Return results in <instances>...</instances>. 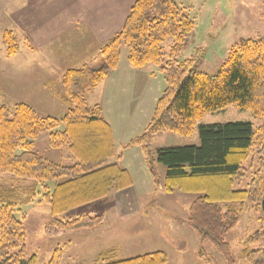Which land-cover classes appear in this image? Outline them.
<instances>
[{"label":"trees","instance_id":"obj_1","mask_svg":"<svg viewBox=\"0 0 264 264\" xmlns=\"http://www.w3.org/2000/svg\"><path fill=\"white\" fill-rule=\"evenodd\" d=\"M194 30L195 23L174 0H135L121 31L101 46L100 66L85 65L64 72L63 101L68 110L61 120L40 117L25 104L0 107V174L34 181L18 191L0 186V264H37L36 256L26 254L24 215L18 218L16 214L38 195L51 216L45 233L53 235L102 226L103 218L97 215L81 214L64 221L58 218L131 187L129 173L117 163H108L115 158V145L101 108L87 104V96L117 70L123 46L128 49L126 60L132 68L156 66L165 81L142 134L123 150H141L146 170L156 184L160 183L156 164L164 166L165 193L197 196L189 206L187 225L201 243L211 244L226 264H234V260L224 234L238 225L248 209L261 210L259 231L244 238L241 255L247 264H264V157L248 189H233L245 177L243 166L264 146V41H240L218 73L209 76L197 70L201 52L179 60ZM168 40L171 44L165 60L163 44ZM1 43L7 58L16 55L17 40L11 32L3 33ZM228 106L251 112L261 126L254 130L249 123L200 125L198 147L163 148L152 156L149 147L157 134L190 137L205 115ZM43 133H48L51 149H64L72 156V165L55 164L33 152L35 139ZM48 182H55L52 188ZM254 244L256 249H252ZM61 252L56 249L47 264H61ZM115 258L114 250H107L97 255L95 264L168 262L164 252L127 260Z\"/></svg>","mask_w":264,"mask_h":264},{"label":"rangeland","instance_id":"obj_2","mask_svg":"<svg viewBox=\"0 0 264 264\" xmlns=\"http://www.w3.org/2000/svg\"><path fill=\"white\" fill-rule=\"evenodd\" d=\"M191 1L193 10H190L192 12L189 16L195 23V30L187 37V47L181 53L179 60L193 58L201 52L202 56L199 57L197 63L199 72L209 76L216 75L233 46L242 40L264 41V0ZM185 10L189 12V8ZM1 37L0 107L6 106L12 109L16 104H25L40 117L61 120L68 110V106L63 101V88L58 85L44 88L41 80L45 78V75L38 73L36 69L38 59L25 58L22 55L24 52H22L23 43L21 42H17L18 49H20L18 57L8 61L6 56H3L6 54V50L1 43ZM170 44L171 40L163 44L165 60H167L166 54ZM127 54L128 49L123 46L121 61L124 59V63H127ZM30 60H33V63H30ZM41 69L44 70V67ZM152 73L155 75L154 78L151 77ZM141 74L147 78L151 77V79L145 87L142 86L141 80L133 83L135 86L134 96H131L133 101L130 104V107H133L132 115H127L126 120L123 118V114L130 111V107H128L125 112V104L111 108L121 111L119 116L118 112L111 116L113 119L110 122L111 127L116 135L119 134L116 136V140L130 141L142 134L146 126V124L144 127L142 125L146 112L153 111L155 99H158L165 89L164 77L158 71V67L149 65ZM128 82L132 84L121 75L117 95L112 91L116 95V102L124 101L122 97L118 96V93H125L123 85ZM149 87L152 89L149 96L143 98L142 94ZM127 96L130 98V95ZM101 97L105 99V91ZM88 102L89 105L94 104V97L90 98ZM136 102L142 103L135 106ZM228 123H249L254 130L261 126V121L255 119L251 112L240 111L235 106H228L220 112L205 115L201 121L196 123L194 133L190 137L162 132L153 138L149 148L154 157L158 149L183 146L198 147L200 145L198 135L200 125ZM119 145V141H117L116 152L121 154L120 151L124 150L120 149ZM33 152L40 158L55 164L70 166L74 163L72 156L66 150H53L49 147L48 133H43L35 139ZM130 152L125 155L133 156V153ZM261 157H264V146L257 148L256 153L243 166L245 177L235 183L234 190L248 189V184L259 167ZM108 163H116V159H109ZM138 165L137 157H131L128 168L131 169V174L134 177H138L140 173L141 169ZM156 174L160 183L156 184L155 188L145 189L139 185L142 181L137 179L133 188L113 193L112 196L120 205H118L117 215L110 212L105 227L100 226L94 229L74 232L58 231L53 235L46 234L45 227L51 222V216L48 206L40 202L41 195H38L33 203L20 207V212L16 214L18 218H21V214L24 215L27 256H36L37 264H47L53 252L59 248L62 251L61 264H95L97 255L107 250H114L116 260H127L152 252H164L168 259L167 264H226L215 248L207 242L201 243L196 233L187 225L189 206L197 196L178 192L165 193L162 188L165 175L164 166L156 164ZM54 183L46 184L52 188ZM33 184L34 181L29 179H15L10 174H0V186L7 189L18 191ZM38 190L40 191V188ZM112 199L113 197H110L107 200L103 199L79 207L58 219L73 220L81 214L107 215L113 204ZM261 217H263L261 210L248 209L242 215L238 225L224 234L223 239L230 246L234 264H247L241 255L242 241L245 237L259 231L258 220ZM182 242L186 244V248L179 250ZM257 247L258 245L254 244L252 249Z\"/></svg>","mask_w":264,"mask_h":264},{"label":"crops","instance_id":"obj_3","mask_svg":"<svg viewBox=\"0 0 264 264\" xmlns=\"http://www.w3.org/2000/svg\"><path fill=\"white\" fill-rule=\"evenodd\" d=\"M134 1L135 0H0V36H2L4 32H11L17 39V42L23 43L21 46L23 51H21L24 52V54L22 55L28 59H38L36 69L38 73L40 72L45 75V78L41 80L45 89L55 85L63 88L62 77L66 70L80 68L85 65L91 68L100 66L99 50L101 46L121 31ZM174 1L184 9L189 8V12L187 10V13L188 15L191 14L192 11L190 10H193L191 0ZM19 51L20 49H18L17 54L13 57H6L7 60H15L18 57ZM3 56L5 57L6 54H3ZM30 63H33V60H30ZM123 64H125V66L122 67ZM41 67H44V70H42ZM144 70L145 68L136 70L129 64L124 63V59L122 61L120 59L117 70L111 73L99 87L89 94L87 103L89 105L88 100L94 97L95 103L89 106L98 105L101 108L102 117L109 124L112 131L115 145L114 159H116V163L121 168L129 173L132 182L130 188H133L134 184H136L135 180L139 179L142 181L139 184L140 186L145 189H152L156 187V183L146 170L141 150L138 148H130L120 151L121 154H119V152L117 153V141H119V148L122 150L129 141H122V139L116 140V136L119 134L116 135L114 133L110 123L111 120H113L111 119L113 114L116 112H118V116L121 114V111L119 112L111 109L113 106L125 104V112L127 108L130 107L133 101L131 100V96H134L135 82L141 80L142 86L145 87L147 83L150 82L151 77L154 78L155 75L153 73V76L150 78L142 75L141 73ZM121 75L132 82V84L128 82L123 85L126 94L123 92L118 93V96L124 99L123 102L119 103L115 101V98L120 88L119 82ZM144 87L142 88L144 89ZM151 90V87L145 90L144 93H147V95L143 93L142 97H148ZM104 91L105 99L101 97ZM112 91H114L116 95ZM127 95H130V98H128ZM155 100L157 101V98ZM140 103L142 102H136L134 105L137 106ZM132 109L133 107H130V111L123 114L125 120L127 115H132ZM151 113L150 110L146 112L142 121L143 127L149 121ZM141 129L137 130L139 131ZM129 152L133 153V156L125 155V153ZM118 156H120L119 159ZM131 157H137L139 161L138 167L141 170H139L140 173L138 177H134L131 174V169L128 168ZM110 197H113L111 200L113 204L110 206L108 214L106 215L104 213L105 215L102 216V227H105L107 216L110 212L117 215L118 201L115 200L112 194L105 199L107 200ZM184 248H186V244L182 242L179 246V250Z\"/></svg>","mask_w":264,"mask_h":264}]
</instances>
